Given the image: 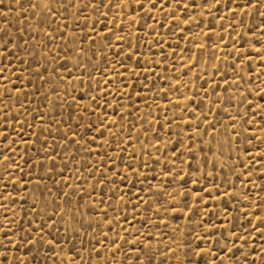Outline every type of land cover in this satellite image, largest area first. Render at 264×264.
Instances as JSON below:
<instances>
[{"label": "rangeland", "instance_id": "1", "mask_svg": "<svg viewBox=\"0 0 264 264\" xmlns=\"http://www.w3.org/2000/svg\"><path fill=\"white\" fill-rule=\"evenodd\" d=\"M0 264H264V0H0Z\"/></svg>", "mask_w": 264, "mask_h": 264}]
</instances>
